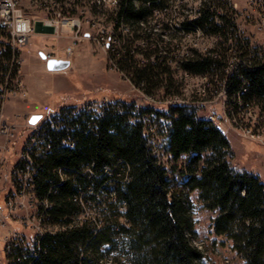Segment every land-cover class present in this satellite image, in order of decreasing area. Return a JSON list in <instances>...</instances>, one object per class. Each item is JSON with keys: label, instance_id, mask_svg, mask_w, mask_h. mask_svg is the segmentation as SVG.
I'll return each mask as SVG.
<instances>
[{"label": "trees", "instance_id": "1", "mask_svg": "<svg viewBox=\"0 0 264 264\" xmlns=\"http://www.w3.org/2000/svg\"><path fill=\"white\" fill-rule=\"evenodd\" d=\"M175 1L86 4L92 13L106 10L113 22L108 49L117 68L152 99L161 93L162 101L184 97L172 61L191 74L209 75L220 69L224 57L217 46L207 52L192 48L191 54L177 56L180 42L174 36L163 37L170 23L163 19L159 29L150 23L156 14L169 15ZM70 5V14H75L80 0ZM62 10L69 15L68 7ZM231 11L224 0H205L182 23L225 36L232 27ZM216 15L222 23L216 22ZM12 56L8 44L0 52V84ZM239 70L228 78L229 94L245 84L244 99L264 111V50L250 52ZM17 71L14 65L11 75ZM151 118L159 126L157 133L166 136L173 159L190 156L188 189L198 190L205 208L218 210L212 221L215 250L226 258L239 255L244 264H264V180L234 164L224 132L194 105L172 103L161 109L122 99L67 107L45 120L43 143L31 151V183L45 230L37 242L13 241L9 264H114L115 257L101 254L98 247L114 246L117 235L132 255L127 264H203L205 252L194 243L187 196L172 191L167 169L151 148ZM86 207L96 216H82Z\"/></svg>", "mask_w": 264, "mask_h": 264}, {"label": "rangeland", "instance_id": "2", "mask_svg": "<svg viewBox=\"0 0 264 264\" xmlns=\"http://www.w3.org/2000/svg\"><path fill=\"white\" fill-rule=\"evenodd\" d=\"M19 1L23 13L34 19L35 31L31 35L30 42L21 50L20 57L23 59L20 68V78L23 81L22 91L17 96L12 95L6 98L2 105L0 104V159H2L0 164V264H7L4 248L8 242L29 241L35 232L33 227L25 226L22 221L24 217L34 213V207L10 210L5 206L7 196L16 189L15 170L21 159L22 150L26 146L27 137L33 132L32 123L29 122L31 115L41 114L39 123H42L49 114L58 113L67 107H91L117 99L135 101L140 106L151 104L161 109H167L169 106L167 101L160 100L161 93L157 94L156 99H152L136 88L127 75L115 65L116 61L111 58L108 49V44L112 41L111 36L114 34V27L106 10L92 13L89 6L86 5L87 0H80L75 14H70L73 10L70 2L73 0L63 2L47 0L49 3L44 0ZM112 1L111 3H113ZM204 1L177 0L171 3L167 12L169 15L156 14L150 22L155 29H159L163 19L170 23V29L165 32L163 37L171 39L174 36L172 39L180 42L181 46L177 48L178 54L182 53L183 47L197 45L202 49L206 46L211 48L217 45L216 36L218 34H210L202 38L193 26L184 27L182 23L187 15L194 16L200 3ZM230 1L234 4L233 12L237 13L246 32L248 34L256 32L257 37L262 39L263 35L258 31L261 14L254 5L249 0ZM63 5L69 8V15L64 14ZM68 17L76 18L79 25L73 29L70 28L65 21ZM173 21H175L174 24ZM123 28L126 30L127 26ZM8 44L9 38L0 34V52L5 51ZM68 45L74 46L73 53L70 55L65 52ZM40 52L45 54L52 52L55 58L69 59L71 64L66 69L50 71ZM47 58L49 57L47 56ZM173 65L174 69L179 66L178 62ZM202 82L204 80L199 78L187 82L185 98H189L190 103H193L192 99L197 97L196 95H199V91L203 89ZM224 101L223 97L219 96L214 101L205 100L204 107L198 104L196 108L199 114L207 119L208 115L214 112V123L230 140L235 154L234 164L260 175L264 180V123L262 126L256 125L255 135L243 133L241 125L237 127L233 123V119H229L230 116L227 114ZM253 106L259 114L264 115L260 112L262 110L259 105L254 102ZM248 118L252 117L248 116ZM255 118L259 119L258 116L253 117V119ZM253 123L254 120L251 124ZM4 126L8 127L7 131L1 129ZM149 126L151 127V148L157 159L167 169V178L172 191L186 195L189 201L188 206L193 223L192 236L194 243L205 252L203 264H244L239 259V255H231V258H226L227 255H221L213 247L215 236L212 232V221L218 210L205 208L199 199L198 190L190 191L188 189L189 175L186 165L190 156L182 154L178 159H173L172 154L168 151L167 138L165 135L157 133L159 126L153 118L149 120ZM108 187L112 189V185H108ZM31 202L29 196L24 199L26 205ZM82 216L93 217L96 216V213L86 207ZM35 222L30 223L34 225ZM114 239V246L107 243L101 244L98 247L99 252L115 257L114 264L129 263L132 255H128V249H125L123 239L118 235Z\"/></svg>", "mask_w": 264, "mask_h": 264}, {"label": "built area", "instance_id": "3", "mask_svg": "<svg viewBox=\"0 0 264 264\" xmlns=\"http://www.w3.org/2000/svg\"><path fill=\"white\" fill-rule=\"evenodd\" d=\"M106 1V0H104ZM111 2L112 0H107V2ZM218 1V0H217ZM221 1V0H219ZM228 7L232 11L229 14L231 16L232 27L228 29L227 35L217 36V49L224 51V57L222 58V64L217 67L214 72L206 75V80L202 82L204 85L203 89L199 91V98H193V103H190L188 100H183V103H189V105L203 106L205 100L214 101L219 96H222L225 100L224 103L226 105V110H231L232 101H240L241 110H233V123L238 127L241 125V131L245 134H256V125L262 126L264 123V115L259 114L253 106V103L244 99L243 96H236V92L233 94H229L227 90L228 78L233 73L239 72V67L243 63H247L250 52L254 51V49L264 50V0H249L252 5H254L255 9L261 14V21L258 22V31L262 33L263 37L258 38L256 32L253 34H248L243 27V23L240 21L237 13L233 12L234 4L229 0H224ZM113 3L116 0L112 1ZM47 3V2H46ZM236 6V5H235ZM225 11L222 7H219V14H223ZM215 20L217 23H222V19L219 15L215 16ZM67 25L70 28H75L79 25V21L76 18L68 17L65 19ZM262 22V24H261ZM35 31V21L34 19L26 16L21 7L19 0H0V34L6 35L9 38V46L12 50L13 56L11 60V68L5 76V80L0 84V104L5 101L6 98L10 96H17L22 91L23 81L20 78V68L22 64L21 50L22 48L30 42L31 35ZM192 48H182V53L177 54L178 57H182L184 55L191 54ZM196 49V48H195ZM74 46L68 45L65 49V52L70 55L73 53ZM210 51V50H207ZM216 53V52H214ZM246 53V55H245ZM49 58L55 57L52 52L46 53ZM174 60V59H173ZM177 63L178 61H172L173 63ZM180 63L178 62V65ZM14 65H18V71L13 76L11 75V71ZM176 76L183 82H190L193 80V75L188 71L179 68ZM242 87L248 89L247 85H243ZM201 100V101H200ZM174 100H168L167 103L172 105L175 103ZM204 107V106H203ZM264 114L263 111H260ZM210 115L213 116L214 121V112ZM262 115V116H261ZM251 116L252 118H248ZM258 116L259 119H253V117ZM53 120V119H52ZM254 120V123H252ZM251 121V123H249ZM35 124H31V128H40L39 136H29L27 137V142L25 148H23L21 156H24V163L21 164V167L16 168L15 176L16 178V189L11 191L7 196L6 208L10 210H14L16 208H28L34 207L35 211L31 215H38L40 218V228H34L35 232L33 233L32 239L28 241V243L37 242L39 240V235L42 234V215L38 212V198L34 192V186L31 183L33 177V166H32V156L31 151L34 148L39 147L43 143V126L45 122ZM51 122V121H50ZM3 131H7L8 127L4 126L1 128ZM2 163V159H0V164ZM1 168V165H0ZM29 196L30 200L33 202L26 205L24 203V199ZM25 226L33 227L30 223V216L24 217L22 220ZM12 242H8L5 246L6 253V261L9 264L10 256L8 253L11 251Z\"/></svg>", "mask_w": 264, "mask_h": 264}, {"label": "bare ground", "instance_id": "4", "mask_svg": "<svg viewBox=\"0 0 264 264\" xmlns=\"http://www.w3.org/2000/svg\"><path fill=\"white\" fill-rule=\"evenodd\" d=\"M45 2H47V3H49V1H47V0H44ZM66 1V0H65ZM56 2V1H55ZM184 2V1H183ZM53 3H54V1H53ZM67 3V2H66ZM180 3V2H179ZM200 3V2H199ZM198 3V4H199ZM57 4V3H56ZM197 4V3H196ZM61 5V4H60ZM183 5V4H182ZM200 5H201V3H200ZM199 7V6H198ZM197 10V9H196ZM178 12V11H177ZM179 15V14H178ZM177 16V15H176ZM181 16V15H180ZM174 17V16H173ZM175 18H177V17H175ZM171 20V19H170ZM169 20V21H170ZM173 20V19H172ZM180 21V20H179ZM175 23V21H173V24ZM126 24V23H125ZM172 24V23H171ZM127 25V24H126ZM124 27V26H123ZM126 27V26H125ZM127 29V28H126ZM197 31H198V33H199V35L203 38H205L206 36H209L208 34H206L205 33V31L202 29V28H195ZM130 30V29H129ZM128 30V31H129ZM196 30H194V31H196ZM127 31V30H126ZM127 31V32H128ZM170 33V32H169ZM186 33V32H185ZM189 33V32H188ZM194 33V32H193ZM196 33V32H195ZM168 35V34H167ZM194 35V34H193ZM187 36H189V35H187ZM171 37V36H170ZM185 37V36H184ZM166 38V37H165ZM186 38V37H185ZM216 38H217V36H216ZM175 40V39H174ZM193 41V40H192ZM196 41V40H195ZM194 41V42H195ZM191 42V41H190ZM196 42H198V41H196ZM217 46V45H216ZM215 46V47H216ZM214 46L213 47H211V48H209V47H204V48H202V49H200L199 47H197V45L194 47V46H191V47H185V48H196V49H199L200 51H202V52H207V50H212V49H214L215 48ZM184 48V47H183ZM193 75V79H201V80H206V75H194V74H192ZM183 85V90H184V97H174V98H172V100H174V101H176L175 103H178V104H189V103H183V100H188V99H186L185 98V93H186V84H187V82L186 83H182ZM182 91V90H181ZM244 91H246V88L245 87H243L240 91H237L236 92V96H242V94H243V92ZM189 96V95H188ZM197 97H194V98H198V96L199 95H196ZM192 98V97H191ZM191 100V99H190ZM233 110H241V103H240V101H232V103H231V110H226L227 111V114H228V116H230L229 117V119L230 118H232L233 119ZM52 115L53 114H49L47 117H45L44 118V121L45 120H50L51 118H52ZM209 117L208 118H210V119H212L213 120V116L212 115H208ZM40 135V128H33V132L31 133V135L30 136H39ZM24 160V156H21V159H20V161L22 162ZM33 221H36L35 223H34V225H33V228H40V218H39V216L38 215H30V222L32 223ZM45 230V227L42 225V232Z\"/></svg>", "mask_w": 264, "mask_h": 264}, {"label": "water", "instance_id": "5", "mask_svg": "<svg viewBox=\"0 0 264 264\" xmlns=\"http://www.w3.org/2000/svg\"><path fill=\"white\" fill-rule=\"evenodd\" d=\"M40 55L46 60L47 68L50 71L63 70L68 68L71 64V61L69 59L55 57L47 58V55L44 52H40ZM41 117V114L34 113L33 115H31L29 122L35 124Z\"/></svg>", "mask_w": 264, "mask_h": 264}]
</instances>
